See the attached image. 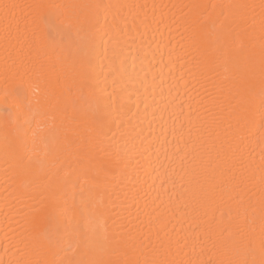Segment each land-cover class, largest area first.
<instances>
[{
	"label": "bare ground",
	"instance_id": "bare-ground-1",
	"mask_svg": "<svg viewBox=\"0 0 264 264\" xmlns=\"http://www.w3.org/2000/svg\"><path fill=\"white\" fill-rule=\"evenodd\" d=\"M94 3L125 6L111 10L126 21L119 33L111 15L93 33L49 30L55 17L41 21L47 10L29 7L59 6L58 14ZM2 4L18 7L7 20L0 8V264H259L264 0ZM89 43L94 96L76 91L65 59ZM113 47L124 50L120 59ZM5 122L27 132L23 168L7 155ZM66 206L82 227L92 217L87 253L43 246L45 216Z\"/></svg>",
	"mask_w": 264,
	"mask_h": 264
},
{
	"label": "snow or ice",
	"instance_id": "snow-or-ice-1",
	"mask_svg": "<svg viewBox=\"0 0 264 264\" xmlns=\"http://www.w3.org/2000/svg\"><path fill=\"white\" fill-rule=\"evenodd\" d=\"M18 5L14 4H2L0 8L3 9L4 18L7 20L10 15H12L13 10L17 8ZM36 9L47 10L42 11L40 15V20L44 21L50 17H55V20L48 25L49 30H55L57 32H63L65 30L71 29L72 27H78L81 31H88L93 33L94 30L100 27V19L103 17L105 23L108 22L109 15L112 16V30L115 33H119L120 24H126V21L123 20L117 13H113L111 10L113 8H121L125 6H118L112 4H88L83 6L75 5H65L63 6L66 11L59 12L58 14L54 11L55 8L59 6L53 5H30ZM80 7L83 10V15H77L75 12L67 11L68 9H75ZM193 7H204L203 5H195ZM213 8H232L238 7L236 5H213ZM103 44V37H101ZM123 49L119 47H113L112 57L113 59H120L123 54ZM96 56V47L94 44L89 43L87 45L81 44L78 45L74 52H69L66 60L70 63V68L75 75V81L73 87L76 91L83 95L85 91L89 96H94V89L91 88L88 84L90 78V69L93 63V60ZM103 56H108L107 47L103 48ZM261 93L264 95V78L260 82ZM5 99H7V94ZM17 109L20 110V105H17ZM27 119V117H26ZM264 127V124H262ZM4 133L5 141L7 144V155L12 161L14 167L23 168L25 167V159L23 156L24 150L28 145L27 132L19 123L5 122L4 124ZM175 136V130L173 131ZM35 137L36 132L32 133V155H35ZM243 141L244 137H240ZM46 154V153H45ZM29 161L31 156H29ZM167 192V189H164ZM95 226L91 215L87 218V224L85 227L81 225V214L74 207L66 206L60 215L52 216L48 215L44 218L43 228L40 233L42 237L43 246L50 252L56 250H62L65 252L76 251L79 248H83L85 253L90 251L95 245ZM71 240L72 243L68 244V247L65 248L64 245L68 240ZM262 249V258L259 264H264V239L261 241ZM49 264H56L55 261L49 262ZM62 264H106L103 260L96 259H83L80 261L68 260L62 262ZM145 264H169L165 260H148L145 261ZM247 264V262H243Z\"/></svg>",
	"mask_w": 264,
	"mask_h": 264
}]
</instances>
